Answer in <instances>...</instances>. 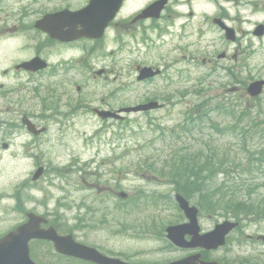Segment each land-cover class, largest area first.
I'll return each instance as SVG.
<instances>
[{
  "label": "rangeland",
  "instance_id": "1",
  "mask_svg": "<svg viewBox=\"0 0 264 264\" xmlns=\"http://www.w3.org/2000/svg\"><path fill=\"white\" fill-rule=\"evenodd\" d=\"M151 1L153 0H130L129 11L135 12L142 7L144 8L146 4ZM14 2L15 1L10 0L5 3L4 7L15 8L16 5ZM261 2H264V0H261ZM1 6L2 3H0V7ZM228 8L227 6L226 9ZM195 10L215 13L218 7L211 6L204 8V10H199L195 7ZM251 10V8H244L238 12L236 8L230 7L229 13L230 17H232L230 25L239 29V36L242 38L241 42L250 39V36L245 37L244 33L253 28L254 22H264V16L258 14L251 16ZM33 12L35 11L31 10L30 15H32ZM238 17L240 20H238ZM29 20H33V17H30ZM2 22L3 21L0 22V25ZM12 26L13 23L9 20L7 22L5 21V25L0 28L11 29ZM155 46V49L150 51L145 49L140 50V54L137 56H135V53L128 55L124 54L121 63L115 66L114 71L116 70L117 74L118 71H120L122 79L121 82L120 79H118L111 84L109 83V90L113 91V89L117 87L121 88V91L116 93L115 96L117 102H120L121 106L128 107L135 105L147 97H162L164 95L162 92L169 91L168 88L161 87L163 84L161 80H157L150 85L138 84L136 82V74L134 72L136 64L158 63L161 57L165 58L166 61H171L172 56L178 57L177 52L169 55V46H162L160 43H156ZM228 46L230 45L224 42L221 47L217 48V53H220ZM15 47H17L16 44L10 43L0 48V55L3 56L2 59H0V70L6 66L4 56L10 55ZM108 48L111 49L112 46ZM228 53L232 52L229 50ZM233 54L235 55V53ZM196 56H206V52L204 50H197ZM166 57L168 58L166 59ZM16 58L17 60H22L19 56H16ZM130 58H132L131 63L129 62ZM242 58L246 60L249 69L253 72L252 74L264 63V54H261V52L245 53V55H242ZM95 69H99V67H95ZM191 75L195 76L194 73ZM112 79L113 76L110 74L109 81ZM101 80L102 79H98L95 82ZM90 83L94 82L88 83L83 80H77L72 86H68L67 90L71 92L74 99H82V101L88 103L90 108L96 107L101 100L108 102L109 94L102 91L99 87L95 88V86ZM239 84L241 83L239 82ZM153 85L156 86L152 87ZM247 85L248 84H246V87ZM48 86L49 83L43 84L41 90L44 91ZM77 87H80V94L76 91ZM236 88H239V90L236 91ZM240 91H242L241 87L236 85L230 96V98L235 99L232 106L234 107L233 109L232 107L227 109L226 102L222 101V97L217 95L216 99H218V101L214 104L219 105V110L213 112V120H216L222 125H233L236 127L235 129L243 128L244 130H248V126H251V132L261 129L262 133V125H264V102L260 100L256 102L253 107L252 100L247 101L244 97L241 99L239 98L241 94ZM197 100L198 99L195 98V101ZM240 100H242L241 102L243 105L240 104ZM243 106H246V109ZM250 106H252V114L248 111ZM255 110L260 112L261 115L259 117L256 115ZM35 111L40 115V117H38V119L42 121L40 123L45 125L43 123H45L46 119L43 115H46V113L43 112L39 114V110ZM86 112H84V114ZM19 118L20 115L15 113V111L12 115L6 114L2 117V119L6 121L13 120L10 121V123H18L16 124L18 129L21 127ZM127 118L128 120L123 123L121 130L101 131L100 135L95 136L92 140L96 142L92 145L89 144L92 142L89 136L98 131L97 129H101L102 126V123H97L95 118L92 119V116L78 117L74 128L70 130H60L58 125H50L48 133L36 139L37 144L41 145L43 156L41 157V161L39 160L40 163L35 165L36 167L41 164L45 167V172L41 177L42 179L36 185L40 194L38 200L45 203V205L47 204V206L39 207L36 205L33 209L40 214L48 213L51 218H54L56 213V220H58L59 226L68 231L74 229L73 225L75 219L80 220L78 225H81V228H85V232H75L77 235L76 237L82 238L84 242L98 247L105 253L125 257L132 261L162 262L165 260H173L181 256L182 253L163 251L162 249H167V243L161 236L159 238H154L152 235H142L143 233L141 232H146V229L152 227L158 229L156 235H159L160 231L162 232V229H165L167 226L183 221L182 214L177 212L176 209L166 206L165 202H161L158 208L152 210H135L128 215L127 223L121 225V221L125 214L124 211L114 207L119 201L116 199L113 192H125L129 196H135L136 189L142 191V188L139 186L140 183L132 180L134 176H128L125 181L119 183L115 178L109 176L98 177L96 179L85 178L82 180L81 175L75 174L65 176L63 179L55 176L52 172L54 169H64V167L68 166L73 157L82 161L75 165L77 169L82 167L85 163L84 161L91 158H93V161H99L105 157H110L113 153L112 146L115 145L119 146L117 153L121 152V155L125 154L130 157L133 154L132 157H135L132 159H125L120 164V167L126 168L131 163L136 171H138L136 159L140 154H143L144 157L151 154H153L151 156L161 155V153L171 155V153H167L169 148L164 150V148L158 147L154 149L151 147H139L144 144L148 145V142L153 139V132H150L152 128L148 125L149 119L154 120L156 123H160L164 128H168V126L173 127L179 124L183 119L182 117L174 113L165 118L163 113L159 112L150 116L129 115ZM34 122L39 124V121ZM260 124L261 126H259ZM7 132H10V128H7ZM203 132L212 137V142L206 145L211 149L213 154V159L209 162L210 165L215 171L216 169L217 171H223V175L216 174L215 177L208 182V193H214L215 198L219 197V204L223 205L222 208L225 209L243 202L247 203L248 206H261L260 198L264 199V188L258 186L260 178L257 179L255 176H248L247 174L240 175L239 178L235 175V173L238 172L237 169L245 170L248 167V162L253 158L251 152L261 149L262 141L259 137L256 136L254 138V132L250 133L252 134L251 138L247 135L245 140L240 139V136L218 137L214 132H210L208 129H203ZM12 133H15L14 137H6V135L3 136V134L0 133V236L14 228L20 222L24 203V193L21 185L25 182L32 185L30 182L31 175L35 171V168L33 169V162L25 157L24 149L22 150L24 144L30 143V138L19 131ZM113 133L116 134L115 137H111ZM116 137L117 139H114ZM195 137L197 138L196 143L186 139L185 144L181 146L183 148H170L171 151L184 150L187 148V152L192 154L205 150L206 146L195 145L201 140H207H204L199 134ZM85 138H87V140H85ZM113 140H115L114 144ZM1 142L7 143L9 148L3 150L1 148ZM55 142L67 143V145H65L66 148L62 149L61 152H56L57 149L52 148ZM188 146L191 148H188ZM155 149L164 151L159 153L156 152ZM138 151L139 153H137ZM35 153L36 149L32 147L28 149V154ZM219 158L221 160H218ZM149 159L152 160L150 157ZM158 160H163V158H158ZM150 162L152 161H149V164ZM218 163H221V165L218 166ZM69 167L68 169H73L72 165ZM103 169L101 171H103ZM116 169H119V167L116 166ZM93 170H96L95 166ZM232 170L235 171L232 172ZM75 172L77 173V170ZM158 181L141 180V182L149 184L147 186H151L153 189L158 190L161 197L164 198L165 195H167V197L171 199L174 198L172 190L162 187ZM154 183H156L158 187L151 185ZM261 183H264V177L262 176ZM88 185H92L93 188L88 187ZM143 188L145 190L148 189L147 187ZM43 189L45 190L44 195ZM57 197L62 201L60 205L67 207V211L63 209L58 210L59 204L56 203ZM197 202L196 196L193 194L192 198H190V203L195 205ZM55 204H57L56 207ZM27 207H33V203H29ZM205 207L206 205L204 203V208L199 216L200 227L203 232H209L217 223L228 220L229 211H219L216 214H212ZM239 220L242 222H240L241 224L237 232L231 237L227 248L215 254H208L209 258H224L232 263H246L250 261L252 263L261 262V264H264V246L261 245V247L258 248L261 250V257H258V250L254 249L256 245L246 239L251 234H257L259 229H261V234H264V220H261L259 216H249ZM35 252L37 257L42 258L45 263H47L45 256H52V248L49 245L38 247L35 249Z\"/></svg>",
  "mask_w": 264,
  "mask_h": 264
},
{
  "label": "flooded vegetation",
  "instance_id": "2",
  "mask_svg": "<svg viewBox=\"0 0 264 264\" xmlns=\"http://www.w3.org/2000/svg\"><path fill=\"white\" fill-rule=\"evenodd\" d=\"M9 0H0V2H6ZM15 1V8H7L6 11H1L0 18L3 17L2 22L5 25V21L11 20L13 26L11 29L0 28V42L5 37L19 34L22 37L23 45L13 52V54L19 55L22 60H17L16 57L9 58L7 61L10 63L8 69L0 72V92L1 98L12 105H14L15 113L21 116L20 125L24 128L25 117L30 121H39L40 115L35 110H42V100L49 106V110L43 117L46 119L47 125H58L60 130L74 128L76 119L85 114H92L97 123H102L101 129L98 131H106L115 129V124L120 121L108 118L105 120L99 119L96 110L117 112L120 110V102H117L115 98L116 93H110L108 96V102L101 100L96 107H89L88 103L82 101V99H74L69 91H42L43 83L54 84H68L72 83L74 78H86L87 75H97L100 77L105 76L106 64V47L109 42L106 41L105 36L100 39H86L80 38L69 43H61L57 40L51 39L47 34H43L41 30H38L35 25L47 17L48 15H55L63 11L71 13L82 10L89 0H13ZM249 5V3H247ZM124 7V6H123ZM125 9V8H124ZM35 12L30 15V11ZM138 13H130L121 11L116 19L110 24L109 28L114 30V39L112 43L116 46L119 57H115L112 62H121L122 49L128 46L133 48L132 44H136L135 49L139 51L148 43L147 31H153L154 28H158L156 25L162 21V24L166 31L170 35L171 43L176 41L177 45L174 46V52L178 53L177 58H173L171 61H163L160 63L161 74L146 82H154L155 79L162 78L168 83L175 77L178 80L180 89L178 91L162 92V97H154L158 99L163 107L164 113H173L179 110L186 104H191L192 100L196 98L193 92L186 91L187 86L190 85V79L185 75L186 67H191L193 70H201V80L214 79L218 81V77L225 78L226 92L232 91V77L234 72V58L233 54L234 45L228 46L231 49L229 55L224 50L218 58V54L214 51L217 49L218 39L217 31L218 26L215 24L216 19H220L223 22L230 20V17L226 12L217 14L213 17L201 18L198 14L189 12L184 16L182 23L175 26V22L179 19L177 13L173 9V0H167L164 7V11L159 20H135ZM33 17V20H29ZM193 19H197V22H192ZM82 21H73L69 25V29L73 33L82 31ZM183 24V25H182ZM16 25V26H15ZM18 25V26H17ZM67 30V29H66ZM65 30V31H66ZM141 30V39L135 37L136 31ZM221 32V43L228 44L225 40L223 32ZM254 35V33H252ZM3 38V39H1ZM264 39L261 37V41ZM264 48V44L251 45V44H237L235 48L236 54L238 52L254 51L255 49ZM197 50H204L206 56H196ZM241 54L240 56L242 57ZM34 58L40 59L46 65L45 70L36 72H27L17 67L23 63L28 62ZM241 64V61H237ZM111 64V63H108ZM138 67H151L153 69L159 68L156 65H150L141 63ZM103 66L99 72L94 71L95 67ZM175 67H180L175 68ZM218 71V72H217ZM259 78L264 79V64L261 65V70L258 75ZM217 82L214 85L211 84L205 87V93L209 98L217 97ZM66 89V88H65ZM211 92H214L212 94ZM80 94V91L77 92ZM112 97V98H111ZM104 99V98H103ZM8 110V109H7ZM172 110V111H171ZM88 111L84 114V112ZM30 118H29V117ZM111 142V141H110ZM33 144H37L33 141ZM30 147L31 144H28ZM26 155V154H25ZM29 159L30 156L28 155ZM111 161L120 163V157H107L97 161L102 166ZM95 162V161H92ZM120 168V167H119ZM103 176H109L116 178L117 174L111 171H104ZM114 195L116 194L113 192ZM120 208L121 205L115 204L114 206Z\"/></svg>",
  "mask_w": 264,
  "mask_h": 264
},
{
  "label": "water",
  "instance_id": "3",
  "mask_svg": "<svg viewBox=\"0 0 264 264\" xmlns=\"http://www.w3.org/2000/svg\"><path fill=\"white\" fill-rule=\"evenodd\" d=\"M97 1V0H94ZM116 4V1H115ZM162 3H158V8ZM110 17V14H109ZM147 70H143L145 72ZM263 83H254L249 87L251 94H258ZM177 201L181 210L185 213L190 223L184 226L172 227L167 230L168 238L177 246L196 247L201 245L205 248H217L222 244L224 236L229 231L230 227L226 224L218 226L212 234L199 237L196 227V210L189 208L187 202L177 197ZM45 221L41 218L30 215L26 225L19 227L15 232H12L0 240V264H32L28 256L27 244L31 239H45L51 241L57 252L94 262L97 264H117L116 262L106 260L98 255L95 251L87 249L83 246L74 244L68 238H60L51 229L47 231L39 230L41 223ZM180 233L179 235L177 233ZM184 234L192 235L191 243L183 244L182 237ZM211 243V244H208ZM195 258H190L174 264H194Z\"/></svg>",
  "mask_w": 264,
  "mask_h": 264
},
{
  "label": "trees",
  "instance_id": "4",
  "mask_svg": "<svg viewBox=\"0 0 264 264\" xmlns=\"http://www.w3.org/2000/svg\"><path fill=\"white\" fill-rule=\"evenodd\" d=\"M220 165V164H219ZM194 176H196V175H194ZM177 180H181L180 178H178V177H175V182H179V181H177ZM186 182V191H188V190H190V189H192V188H194V189H196L197 190V188L196 187H194V184L192 183V181L194 182V181H197V177H194V178H186V180H185ZM189 181L191 182V183H189ZM201 188H202V185H201V187H200V190H201ZM202 192V195H201V199H203V200H206L207 199V195L206 194H204V192H203V190L201 191ZM191 194H189V193H185V197L188 199L189 198V196H190ZM261 214H263L264 215V210H261Z\"/></svg>",
  "mask_w": 264,
  "mask_h": 264
},
{
  "label": "bare ground",
  "instance_id": "5",
  "mask_svg": "<svg viewBox=\"0 0 264 264\" xmlns=\"http://www.w3.org/2000/svg\"><path fill=\"white\" fill-rule=\"evenodd\" d=\"M20 48H18V50H19Z\"/></svg>",
  "mask_w": 264,
  "mask_h": 264
}]
</instances>
